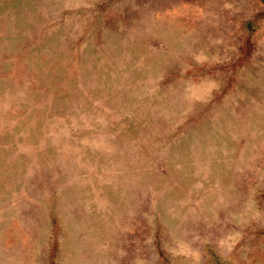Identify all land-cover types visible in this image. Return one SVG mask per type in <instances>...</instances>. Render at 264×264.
<instances>
[{"label": "rangeland", "instance_id": "374dc122", "mask_svg": "<svg viewBox=\"0 0 264 264\" xmlns=\"http://www.w3.org/2000/svg\"><path fill=\"white\" fill-rule=\"evenodd\" d=\"M0 264H264V0H0Z\"/></svg>", "mask_w": 264, "mask_h": 264}]
</instances>
